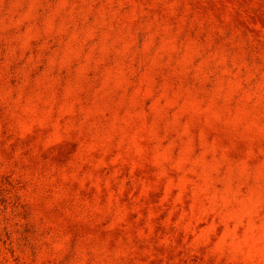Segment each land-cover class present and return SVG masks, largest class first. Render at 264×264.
Here are the masks:
<instances>
[{"label": "rangeland", "instance_id": "374dc122", "mask_svg": "<svg viewBox=\"0 0 264 264\" xmlns=\"http://www.w3.org/2000/svg\"><path fill=\"white\" fill-rule=\"evenodd\" d=\"M0 264H264V0H0Z\"/></svg>", "mask_w": 264, "mask_h": 264}]
</instances>
